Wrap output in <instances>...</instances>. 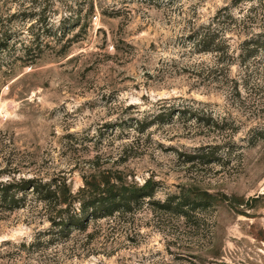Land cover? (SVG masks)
Here are the masks:
<instances>
[{"label":"rangeland","instance_id":"1","mask_svg":"<svg viewBox=\"0 0 264 264\" xmlns=\"http://www.w3.org/2000/svg\"><path fill=\"white\" fill-rule=\"evenodd\" d=\"M229 2L0 0V181L153 183L58 235L54 200H0V264H264V43L230 36L233 94L187 37ZM237 2L262 34L264 0Z\"/></svg>","mask_w":264,"mask_h":264},{"label":"trees","instance_id":"2","mask_svg":"<svg viewBox=\"0 0 264 264\" xmlns=\"http://www.w3.org/2000/svg\"><path fill=\"white\" fill-rule=\"evenodd\" d=\"M259 1L262 5V0ZM236 3L237 0H230L218 7L205 22L198 23L197 18L194 19L187 36L191 40V52H211L215 57V64L206 72L209 83L224 87L233 94L237 92V80L229 75L233 61V56L229 54L230 36L242 37L239 46L245 52L250 51L251 45L264 43V32L249 36L257 23V16L250 12L237 16L233 12ZM29 191L56 202L51 207L48 220L52 229H56L52 230L53 233L58 235L65 227L83 226L90 218L112 215L115 211H129L130 205H135L139 197L148 196L153 191V183L149 178L141 185L126 183L117 171H98L84 177L83 185L75 193L64 181L43 182L34 177L0 181V200L12 207L23 204Z\"/></svg>","mask_w":264,"mask_h":264}]
</instances>
